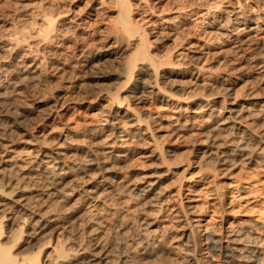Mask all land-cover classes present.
<instances>
[{"label": "rangeland", "instance_id": "obj_1", "mask_svg": "<svg viewBox=\"0 0 264 264\" xmlns=\"http://www.w3.org/2000/svg\"><path fill=\"white\" fill-rule=\"evenodd\" d=\"M128 1L147 56L138 33L117 30L115 0H0V240L19 236L20 257L49 239L34 264H254L209 245L246 219L247 207L228 214L231 190L264 200V0ZM59 90L68 101L46 118ZM124 113L125 144L112 145ZM36 150L65 153L50 189L23 162ZM50 217L46 239L27 244L29 223Z\"/></svg>", "mask_w": 264, "mask_h": 264}, {"label": "bare ground", "instance_id": "obj_2", "mask_svg": "<svg viewBox=\"0 0 264 264\" xmlns=\"http://www.w3.org/2000/svg\"><path fill=\"white\" fill-rule=\"evenodd\" d=\"M115 6L117 7V17H116V22H115L116 23V26H117V30L119 31V33L122 30L124 32H126V34H128V35H126V37L127 36L130 37V35L132 36L133 34L138 33L139 34V39H138V41H137V43L135 45V49H136V51L138 53L141 52L139 54H141L142 56H147L145 34L139 33V27L136 26L135 24H133L132 21H131L129 1L128 0H115ZM238 14L239 13H237V14L235 13V14H232V15H234V16L236 15L235 18L237 19V17L239 16ZM48 19H49V17H48ZM49 21L50 22L47 21L49 25H48V27L46 29V32H44L46 34L49 33L52 30V27H51L52 26V22L55 21V20H49ZM8 42H10V41L8 40ZM123 42H124L123 38L122 39L120 38L117 41L118 45H121L119 43H123ZM18 43H20V42H18ZM108 48H110V47H108ZM137 52H134V54L137 53ZM111 54L112 53L110 51H108L107 48L103 50V56H108V55H111ZM2 63L3 62L1 61L0 62V67H1ZM130 63H133V62L131 61ZM130 63H129V65H130ZM140 87H138V88L140 89ZM143 91H142V89L139 90L137 92V95L138 94L142 95ZM66 93L67 92L60 91L54 97H52V98L50 97V99H47L43 103V105L47 106L46 108H48V110L46 109V112L47 113L45 112L46 118L47 117L49 118L54 112L58 111L59 109H63L65 107L66 101H68L67 100L68 98H67V94ZM140 98H141L140 96H137L136 97V99H140ZM232 113H233V111H232ZM116 114L117 113H115L114 115H116ZM125 114L126 113H124L123 116L112 118V121L113 122L115 121V124L113 125L112 129L110 128L111 131H112L111 135H113L112 136L113 137L112 145L115 144L117 141H121L122 142V140H120L121 137L122 136H126V134H127V133L125 134V129L123 128L125 126V124H124V121L125 120H121V119H123L124 117L128 118L131 115H128V116L126 115L125 116ZM229 114L231 115V113H229ZM132 116H133V114H132ZM132 120H134L137 124H139V122H140V120L137 119V118L135 119V117H132ZM123 143L124 142H122L121 144H123ZM110 149H112V148H110ZM117 151H116V149H115V151L114 150H111L110 152H107L106 154L107 155H109V154L111 155L112 154L111 157H115V156L117 157V155H115L117 153H114V152H117ZM33 152L30 153L29 155L27 153V156L26 155L24 156L23 162L25 160L26 164H31V163L34 164V162L37 163L38 166H40L39 168L42 170V172L45 173L46 175H48V177L49 176L51 177V178L49 177V179L51 181L50 182H46L47 184L49 183L48 185H46L47 187L44 186L46 188H48L50 186L48 188V189H50L53 186H55L56 176H58L60 174V172H59L60 171V164L62 163V160L61 159H63V157L65 156V153H63L61 151H55L53 153L46 154L47 152L46 153H43L44 151L43 152H38L37 150H36V152H34V153ZM139 185H141L140 187L142 188V189L139 190L140 191V196H142V197H147L148 194H152L153 191H154V188H153L154 187V182L145 181V182H141V184H139ZM235 185H237V184H235ZM136 188H138V187H136ZM98 189H100V188H97V185H95V186H92V187L86 189V193L87 194L90 193V194H93L94 195V194L97 193L96 191H98ZM49 192H51V191H49ZM49 192L47 194H49ZM53 193L51 192L49 195H52ZM47 197H48V195H47ZM227 197L229 199V205L231 207L230 208V211H228V214L232 218H234L233 217L234 216V213L240 212L241 210H243L242 208H246L247 207L248 209L246 208V210H243V211H241L242 213H240L241 217L246 218V219L243 220V221H241V222H238L237 226H235V227L232 226L233 224L231 225V223H228V226L226 227V229L228 228V232H227V236H225V238L224 237H218V238H213V239L210 240V245H209L210 252L212 251L213 255H221L227 261V263H231V262L233 263L234 261L239 260L240 258H241V260L242 259H245L246 260V259H249V257H250V258H252L254 264H259V261H260V264H261V261H262L261 257L262 256H261V251L259 252V249L261 248L260 246H261L262 241L264 239H263V237L260 238L261 237L260 235H259L260 237L257 235V233H256V229L257 228H254L253 225L254 224H259V225L262 224V225H264V200H262V201H255L253 199L254 200L253 201L252 199H248L247 197L246 198H243V197L238 198L237 197L238 198L237 199L234 196L233 190H231L228 193V196ZM22 202L23 201H20L18 198L16 199L15 197L13 198V200H11V203H13V205L14 204L15 205L16 204L17 205L20 204V206L22 205V207H24L25 206V203L24 202L22 203ZM236 215H238V213ZM5 217H3V219L10 220V218L12 216L11 217H8L7 216L8 218H5ZM57 218H59V217H57ZM63 218H64V216H63ZM45 220H46L45 222L42 219H40L39 221L34 220V221H32V222L29 223L30 230L28 231V233H26L27 234V241H26L27 244L32 243V242L35 243V241H36V243H38L39 241L44 240V238L46 239L45 232H46L47 228L54 221L55 222L58 221V219H56L54 217H50L48 219L45 218ZM249 220L252 221V224L250 223ZM2 221H4V220H2V219L0 220V238H1V234H2V228H3L1 226ZM194 222H195V226L194 227H198V224H199L200 221L195 220ZM242 222H244L243 225H240ZM53 224H56V223H53ZM22 225H25V223H23ZM88 233H89V234H87L88 236L89 235L92 236L91 232H88ZM18 238H19V236L18 237L17 236L16 237H13V239H12L11 242L12 243H13V241L16 242ZM85 238H86V236H85ZM87 238H89V237H87ZM145 238L147 239L146 236H145ZM223 238L226 239V240H224ZM80 239H79V241H80ZM48 240H46V241L44 240L43 242L40 243V245L38 246V249H37L36 253H32L30 255H24V256L22 254V256H20V257L18 256L19 258L12 251V247L14 248V244H16V243L12 244L10 241H7L8 243H3L0 240V264H34L32 262V260L34 259V257H37L39 255L38 253L41 251V249H43L44 245H46V243L49 242ZM82 240H85V239H81V241ZM81 241L79 243H77V244L75 243V245H77V247H78L77 249L79 251V254H80V251H81V254H83L85 252H88V251L85 250V247H84V242L85 241H82L83 242V245H82ZM87 241L89 242V240H87ZM9 242H10V244H9ZM86 242H85V244H86ZM64 254L65 253H63L61 255L58 254V256L60 257V258H58L59 261H60V259L64 260L63 259V255ZM93 254L95 255V253H92L89 256L93 257L94 256ZM101 255H103V253H101ZM237 257H240V258L237 259ZM103 258H105V257L103 256ZM92 259H90L88 261L90 262V261H92ZM263 259H264V257H263ZM55 260L58 261L57 258H55ZM33 261H35V259ZM85 263H86V261H85ZM78 264H79V262H78ZM87 264H88V262H87Z\"/></svg>", "mask_w": 264, "mask_h": 264}]
</instances>
